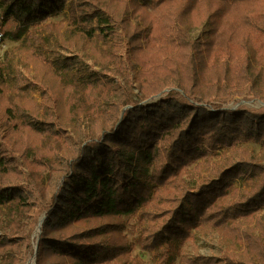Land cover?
I'll list each match as a JSON object with an SVG mask.
<instances>
[{"label":"trees","instance_id":"trees-1","mask_svg":"<svg viewBox=\"0 0 264 264\" xmlns=\"http://www.w3.org/2000/svg\"><path fill=\"white\" fill-rule=\"evenodd\" d=\"M0 10V44L26 46L47 99H5L12 65L0 61V264H27L41 219L36 264H135L125 214L156 264H176L188 243L181 264H264V154L240 147H264V107L228 106L264 102V0H0ZM208 227L245 250L200 253L193 231Z\"/></svg>","mask_w":264,"mask_h":264},{"label":"rangeland","instance_id":"rangeland-1","mask_svg":"<svg viewBox=\"0 0 264 264\" xmlns=\"http://www.w3.org/2000/svg\"><path fill=\"white\" fill-rule=\"evenodd\" d=\"M1 11V10H0ZM63 16H59L55 18L53 21L58 22L60 21ZM15 27L14 23H7L5 25L6 30H13ZM209 30V24L206 23L201 27L194 28L191 30V35L194 38L201 37L205 38L207 36V31ZM147 41V40H146ZM143 41V45L145 46V42ZM52 46H47L46 51L48 54H52L50 48ZM95 48L99 51H102L104 53L105 51V45L99 43L95 46ZM52 58V55H51ZM27 49L26 46L24 47L21 45V41H15L10 39L9 37H6L3 42L0 44V61L4 62L7 60L11 63L12 69L6 70L7 74H10L9 76L13 78V81H9L8 84H6V94L5 99H7L10 103L18 104L21 106H27L31 107L28 103L29 99H34L37 103H41L44 100H47L45 97H43V85L42 80L39 77L35 76V65L34 63L27 64ZM87 68V67H85ZM95 68L99 69L98 66H95ZM140 67L136 69H130L128 72H130V75L134 76L135 70L139 69ZM21 73V78H19L17 72ZM86 72V70L84 71ZM87 72L89 74V68H87ZM23 76V78H22ZM121 78V75H120ZM120 80V79H119ZM28 81H34L36 84V88H28L27 82ZM124 83L123 81H121ZM131 87L134 88V92H137V81L135 79H131L130 81ZM166 91L164 94L166 95ZM160 96V95H158ZM156 96V97H158ZM230 107L238 108H249V109H256L259 110L262 107H264V102L257 100H247V99H236L229 103ZM241 149H247L250 151L253 155H260L264 154V147H262L258 143H242L240 144ZM30 154L31 157L34 156V153L36 151H42L43 147L40 145L39 141L34 142L33 144H30ZM229 150V149H228ZM226 151V149L219 150V155L216 156L213 160L217 161L222 154ZM189 178V177H188ZM243 181V182H242ZM237 185L241 186L242 188L247 186V180H240L237 181ZM264 211V210H263ZM8 209L4 208L0 212V216L7 215ZM120 220L125 222V229L123 230V233L126 235V239L129 243L133 244L134 250L131 253V257H133L135 264H156V260L153 259V253H150L146 250H143L140 245L136 242V238L138 236V230H137V222L135 216L125 214L120 216ZM43 219L39 222L38 226L36 227L35 232L32 234V242H33V251L34 254L32 257H30L27 261V264H36L37 263V255L39 253L38 251V236L41 232V225H42ZM246 224L254 227L256 223H254V220H246ZM3 232V227L0 225V233ZM194 233V243L197 246L200 253L205 255H221L224 252L227 251H235L237 253H242L241 251L245 250V244L243 241H238L235 243V241L232 239L231 232L228 230H221L216 229L212 227H208L205 229H195L193 231ZM256 234H259L258 231L255 232ZM193 248L190 243L184 245L181 247V250L178 255V261L176 264H181L180 258L181 255H192Z\"/></svg>","mask_w":264,"mask_h":264}]
</instances>
